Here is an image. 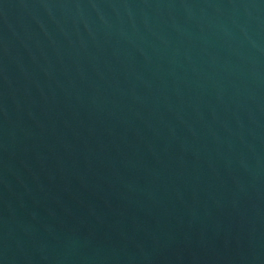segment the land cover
<instances>
[{"label": "water", "instance_id": "water-1", "mask_svg": "<svg viewBox=\"0 0 264 264\" xmlns=\"http://www.w3.org/2000/svg\"><path fill=\"white\" fill-rule=\"evenodd\" d=\"M0 264H264V0H0Z\"/></svg>", "mask_w": 264, "mask_h": 264}]
</instances>
